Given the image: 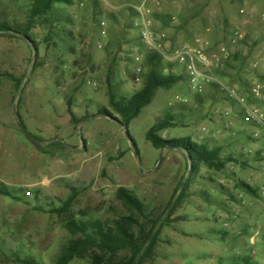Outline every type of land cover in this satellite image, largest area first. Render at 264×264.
<instances>
[{"label": "rangeland", "instance_id": "rangeland-1", "mask_svg": "<svg viewBox=\"0 0 264 264\" xmlns=\"http://www.w3.org/2000/svg\"><path fill=\"white\" fill-rule=\"evenodd\" d=\"M107 1L112 8L102 10L110 28L105 38L100 25L94 24L93 6L69 28L53 26L56 46L45 43L49 26H36L30 35L40 48L37 63L22 37L0 34V73L4 75L0 77V191L11 195L0 194V248L8 257L5 264H15L16 257L54 264L63 247L79 237L64 228L68 220L114 226L130 215L117 197L121 189L143 203L145 217L139 221L146 231L150 229L146 219H166L144 264H228L239 253H251L246 230L255 228L264 207L254 209L257 203L253 201L238 215L230 213L224 202L236 192L234 182L225 172L202 167L192 176L184 201L167 220V207L181 179L188 177L189 166L183 152L157 151L146 140L152 126L171 112L178 126L163 133L165 139L190 138L216 148L224 143L208 136L214 127L220 132L221 112H239L236 101L217 85H210L201 96L180 103L188 82L185 68L176 65V75L184 79L170 90L157 91L150 106L129 126V137L114 119L99 117L98 112L110 110L108 83L119 97H131L143 88L151 69L148 58L139 71L133 64L141 46L133 26L135 18L124 10L131 6H144L167 54L193 45L215 60L223 57L221 49L228 47L235 31L244 34L238 54L215 75L252 105L244 92L250 94L260 87L257 90L264 95V0ZM27 9L21 2L0 0L1 20L11 26L26 22ZM65 29L73 32V38L66 36ZM100 42L104 43L102 50L97 49ZM68 60L93 70L98 88L74 82L62 88L59 83ZM15 112L39 147L21 131ZM257 144L247 142L250 150ZM222 156L229 157L227 153ZM241 169L244 180L254 185L247 162ZM75 193L69 214H51L53 207L59 209ZM245 218L247 223L242 226L247 229L243 230L238 225ZM125 257L127 253L119 256ZM72 264H90V260L86 257ZM255 264H264L262 240L257 243Z\"/></svg>", "mask_w": 264, "mask_h": 264}, {"label": "trees", "instance_id": "trees-1", "mask_svg": "<svg viewBox=\"0 0 264 264\" xmlns=\"http://www.w3.org/2000/svg\"><path fill=\"white\" fill-rule=\"evenodd\" d=\"M15 2H21L23 6L28 8L27 20L21 25L13 24L11 26L9 23L3 22L0 15V34H10L12 35L9 36L10 38H17L18 36L28 39L35 49L34 56L37 63L40 48L30 35L32 30L38 25L49 26L50 31L45 43L47 45L52 43L56 46L54 37L57 34L53 32V26L59 24L69 28L74 23L70 16V8L74 0H15ZM92 6L94 24L97 25L98 17L103 15L102 9L97 1H92L89 7ZM124 10L131 17H137V12L134 8L126 7ZM65 30L66 36L69 39L73 38V32L69 29ZM13 35H16V37ZM70 51L73 52L74 49L71 47ZM148 63L151 69L140 91L131 97H119L108 83V104L113 113L107 108H102L98 112L99 117L112 118L122 124L127 133H129V126L132 122L140 116L145 108L150 106L157 91L170 90L184 79V77L177 76L174 72L164 75L162 71L163 63L156 57H148ZM75 64L78 66L76 62ZM2 76L4 75L0 73V77ZM21 84L22 80L17 83V88ZM68 103L71 106V102L69 101ZM70 116L74 122H78L71 111ZM177 126L173 113L168 112L146 134V140L157 151L177 150L183 152L189 166V170L187 169V172L189 171L188 177L185 178V175L181 179L167 207L170 210L167 220L174 212L176 206L184 201L192 183V176L198 174L202 167L223 173L229 165L244 166V163L239 158L223 157L222 149L220 148H209L206 144L194 143L190 138L165 139L162 136L163 133ZM31 138L35 140L34 137L31 136ZM132 144L136 148V144L133 141ZM136 153L138 155V150ZM234 186L237 191L244 192L251 197L257 198L258 196V191L241 179H236ZM0 194L6 197L11 196L9 192L0 191ZM76 197L77 194H73L59 209L53 207L50 210L51 214L60 217L64 214H69ZM117 197L130 215L121 217L119 222L112 227L105 226L100 222L94 225H87L85 223H77L72 219L66 221L64 228L72 235H79V237L63 247L54 264H72L75 260H81L86 257L90 260V264H144L148 260L166 219L163 216H158L156 219H146V224L150 225V229L146 231L139 221V218L145 217L143 203L123 189L119 190ZM125 253H127L128 257L119 258L121 254ZM226 262L228 264H255L248 250L241 253V255L233 256ZM15 264H36V262L16 257Z\"/></svg>", "mask_w": 264, "mask_h": 264}, {"label": "built area", "instance_id": "built-area-1", "mask_svg": "<svg viewBox=\"0 0 264 264\" xmlns=\"http://www.w3.org/2000/svg\"><path fill=\"white\" fill-rule=\"evenodd\" d=\"M92 1H97L102 10L107 7L112 8L107 0H74L70 8V16L75 22L82 19V14L91 5ZM137 12V17L133 22V26L138 30V42L141 46V52L133 58V64L138 71L139 66L144 60L150 56L156 57L162 61V71L164 75L171 72L175 73L173 68L176 65L183 66L186 70L188 88L187 93L180 100V103H187L189 99H194L201 96L204 88L210 85H217L222 91L233 101L239 105L240 111L243 114L244 122L255 125L259 130L253 133L254 140H260L264 133V114L257 111L255 107L248 104L238 94L230 89L225 81L215 75L219 71H223L227 64L235 58L238 54V44L244 42L246 36L239 31H235L228 41V47H222V58H210L201 47L193 45H185L179 51L174 53H165L160 44L161 37L153 31V23L150 20L144 6L137 8L131 6ZM98 24L100 25L101 36L107 37L109 34V24L105 15L98 17ZM104 43L100 42L97 45L98 50H102ZM63 80L60 81L62 88H67L70 82L83 83L86 87L91 89L98 88L97 74L90 68L81 69L74 61L68 60L63 67ZM254 96L257 100H264V95L260 91H254ZM236 136L235 133L232 135ZM212 138H216L213 136ZM260 171L264 173V165L259 166ZM252 199L244 192L237 191L230 196L225 202L224 207L230 213L238 215L242 208L250 206ZM264 215L259 220L258 224L252 229L249 237V248L253 261L255 262L257 243L262 240L264 235L263 227Z\"/></svg>", "mask_w": 264, "mask_h": 264}, {"label": "crops", "instance_id": "crops-1", "mask_svg": "<svg viewBox=\"0 0 264 264\" xmlns=\"http://www.w3.org/2000/svg\"><path fill=\"white\" fill-rule=\"evenodd\" d=\"M255 84V83H252ZM256 87L253 89V92L248 94L247 92L245 93V96L248 98V101L252 103V106L256 108L257 105H261L257 111L261 114H264V102L261 100H257L254 96V91H259L257 90ZM244 99V98H243ZM262 102V104H261ZM239 109V108H238ZM240 112V109H239ZM237 112L234 110L225 111L221 112L223 113L221 118L222 120L220 121V132L217 133V129L219 128H213L211 132L213 134L211 136H208V138H211L213 140H217L216 142L219 143H224V144H219L217 145V148L222 149V154L227 153L229 157H235L241 159L244 163L247 162L248 168L250 169L251 172V179H253V184L251 185L254 189L258 191V196L257 198H251L252 202L255 201L257 205L254 206V209H258L259 206L264 207V173L260 171V167L264 165V133L262 135V138L260 140H254L252 138L253 133L258 131L259 129L253 125V124H247L244 122L243 114L240 112ZM226 124V126H225ZM225 126V127H224ZM222 128V129H221ZM236 129L235 133L236 136L233 137V133H230L232 129ZM226 129V130H225ZM228 130V131H227ZM223 132V134H222ZM215 136L216 138H212ZM247 142H253V143H258L256 149L250 150L247 146ZM243 166H236V165H229L227 166L226 170L224 171L226 175H228V179H231L234 182L236 179H241L244 180V174H242L244 171L241 169ZM251 168H253L251 170ZM244 169V168H243ZM260 171V172H257ZM250 179V180H251ZM246 182V181H245ZM252 182V180H251ZM247 183V182H246ZM250 185V184H249ZM233 191V190H232ZM239 191V190H238ZM237 192V190H236ZM235 192V193H236ZM234 193V194H235ZM251 197V196H250ZM244 218V217H243ZM241 222V223H240ZM240 224L238 227H242L243 230H246L247 228H244L246 225V218L243 220H240ZM242 223L244 226H242ZM253 229V228H252ZM252 229L246 230V235L251 236ZM249 236V237H250ZM248 244H249V239ZM262 241L264 242V235L262 237ZM250 247V246H249ZM241 254V253H239ZM6 252L3 248H0V264H5V261L7 259ZM15 260V259H14Z\"/></svg>", "mask_w": 264, "mask_h": 264}, {"label": "water", "instance_id": "water-1", "mask_svg": "<svg viewBox=\"0 0 264 264\" xmlns=\"http://www.w3.org/2000/svg\"><path fill=\"white\" fill-rule=\"evenodd\" d=\"M24 40L27 41V43L31 46L32 52H33V54H34V53H35V49H34V47L32 46L31 42H30L28 39H25V38H24ZM15 117H16V119H17V121H18V124H19V127H20L21 131H22V132L28 137V139L31 141V143H32L35 147H39V146L33 141V139L31 138V136L28 134L26 128L21 124L17 112H15ZM108 119H109V118H108ZM111 121H112V120H111ZM113 121H114L115 123H118L122 128H124V127L122 126V124H120V123L117 122L116 120H113ZM126 136L129 137V133L126 132Z\"/></svg>", "mask_w": 264, "mask_h": 264}]
</instances>
